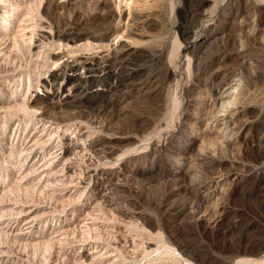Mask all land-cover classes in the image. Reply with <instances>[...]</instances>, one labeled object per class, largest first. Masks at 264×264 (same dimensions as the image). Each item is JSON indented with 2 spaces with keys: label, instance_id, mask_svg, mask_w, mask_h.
Masks as SVG:
<instances>
[{
  "label": "bare ground",
  "instance_id": "1",
  "mask_svg": "<svg viewBox=\"0 0 264 264\" xmlns=\"http://www.w3.org/2000/svg\"><path fill=\"white\" fill-rule=\"evenodd\" d=\"M46 1H47V3L44 5V10H46L45 11L46 15L49 14L48 13L49 8H52L53 5L55 6L56 10L61 9V12H62V9H64L65 7H73V10H71L73 12L71 15H69V17L65 16L64 14L62 15L66 19L67 18L68 19H75L74 26L72 28L73 30L64 31L62 34H60V33L57 34L58 38L63 37L64 42L62 44L61 43L57 44L56 43L57 41L56 42L54 41V38H56V37L54 35L51 36V31L47 30L46 27H47L48 21L43 19V17H46V16H43L41 18V21H39L43 25V27L41 28L42 33H43L42 37H49L50 36V38L52 39L50 42L51 46H49V48H46L47 50L45 53H47L48 61L49 62L52 61L53 65H56V66H54V68H52L53 66L51 68L48 67L47 73L52 71V73H50V74H53L52 76L54 77L57 74L56 72H54L56 70L57 71L58 70L69 71L71 73L70 74L68 73L69 75L66 76V81H68L70 84H67V86H69V87H65L66 86L65 85L63 92H60V90L56 88V85L60 84V87H61L62 81L65 79V76L62 78L63 79L62 81H58L55 84L54 83L50 84L51 81L50 82L48 81V79H47L48 77L47 78L44 77V79L46 81L42 85L43 92L39 91L38 92L39 95H37L38 97L30 100L28 103H26V105L24 104L25 108H27L26 110H28L29 112H31L33 114L32 117H35V119L37 120V124H39V125L37 127H35L36 128L35 130H33V128H32V131L29 132V130H28V132L25 134L26 140H25L24 146L21 150L18 149V152H15L16 150L14 151V148H13L14 153H12L11 155L9 153L8 154L10 155L9 157H11V158L14 157L15 163L20 164V167H19L20 174L18 172L17 175H19V176H18V179L16 180L17 182L27 183L26 187L33 186L35 188H37V187L40 188V190H42V191H49V192L51 191L50 194L55 196L57 199L72 202V203H67V204H69V205L73 204L71 210H73V212H75V213H76V211L82 210L83 206H85V205L87 206V207H85V209H87L86 210L87 213L82 218H79L80 217L79 216V217L73 218L72 220H68V222H66V224L62 226L63 229H64V226L68 225L69 227L72 226L73 229L74 228H76V229L77 228H87L88 229L89 227H91L90 231H92L91 229L99 226V224L101 222L100 219H102V217H99L100 215L97 213V211L99 210V207L101 208L102 205H105V204L110 205V204H113L115 202L113 199V195L111 194L112 193L111 191L123 186L124 183H122V181L125 179H135V180L141 181L143 184H149L153 180H156V181H158V180H167L168 181L170 179L174 180L176 178H179L180 174H185V173H190V172H192L191 174L197 178V176L200 175L199 172L201 169L199 170L198 167H194V164L200 163L203 165L202 167L204 169L210 170L212 173L209 176V180L206 179V180H208V182H210L212 184V188L207 186L206 190H210V188H211V190L208 191L207 193H214L217 190H216V188H213V187H215V186L217 187L218 184H220L221 182H224L227 178H229V176L230 177L231 176L238 177V175H240V173L238 171L232 170V169L236 170L237 168H236V165H234V164L239 163V160L235 159L236 156L235 157L233 156L234 158L231 157L230 159H229V157L227 158L228 161L232 164V166L233 165L235 166L232 169L230 168L229 173L227 172L228 176L227 175L224 176L221 173L219 174L217 169H216L217 167H219V165L222 164V161H224L223 157L226 154V151L231 147L233 148V146L235 145L234 143H236V142H234V141L241 139L242 143L245 145L246 148H248V147L250 148V146H256V148H253V149L258 150L259 152H260V150L264 151V136L259 138V139H261V141L259 143H257V144L251 143V142L255 141L253 134L250 132L252 127H253V121L255 119L254 118L255 115H254L253 119H251L249 116L253 112L255 113L256 112L255 110H257L255 108L254 104L252 103V101L258 102L256 104H257V106H260V108L257 111L260 110V112L261 111L263 112V110H264V88L260 92L256 93L255 95L252 92V88L257 86V84H258V86H259V83L264 84V71L262 69V68H264L263 67L264 65L262 63L263 66H261V60H259L260 58H259L258 53L257 54L253 53L254 48L257 45L264 47V0H223L222 2H220L219 0H208L210 2H213V5L211 7H209L208 9L205 10V7L202 8V6L199 8H194L195 10L193 11V22H192V25L190 26V30H189V33H191V35H190V38L188 40V43L183 46V43L179 40L178 37H176L177 36L176 35L175 39L173 41V47L169 50L167 57L164 56L165 47H167V45L165 46L164 41H162L161 44H157L158 42H156L154 40L153 42H155V43L153 44V46L152 45L147 46V44L145 43L146 39L143 40L142 42H144L146 44V46H144V50L141 54L142 55L141 60H145L147 58L148 60L151 59V61L155 62L157 64V66L159 67V74H160V78H161V79L159 78L160 80L158 82L154 81L156 78L154 80H149V81L144 80V82H141V85H140L141 88L143 87L142 88L143 92H141L142 95L145 98L151 99V101L153 103L154 110L148 112L147 114L145 113L146 115L145 116L143 115V117L141 119H134L132 121H131V119L130 120L128 119L132 123L130 122L131 123L130 128H126V130L124 132H120V133L112 132V133H106V134H104L102 132L103 134L100 133V135H98L96 137L91 136L88 132L85 131V129L88 127L85 122L81 121L79 123L74 122L75 124H73V123L70 124V122L72 120H75L78 116L75 114L76 110H78L80 108V104L83 102V98L86 95L87 96L91 95V96L100 97L101 94L104 95L106 92L110 91L111 88L113 87V85H111V83L103 85L102 83H103L104 78H102V76H104L106 74L108 75V73L115 72L114 71V65L119 61V57L123 53H135V50L138 47L135 46V44L133 43L134 41H129L131 39H128L126 41H121V38H123V35L127 29L129 32L128 35L126 33L127 37H130V35H133V34L134 35H140L141 37H147V38L150 37V34L146 30L142 31L140 29L141 27L140 28H138L136 26L131 27L130 24L133 22H131L130 24L123 22L124 17L128 16L127 17L128 19H130L134 22L136 21L138 23H141V25H144L150 29H156L157 30L159 24L156 22L157 19L154 18L155 16L153 17L150 14H146L145 11L147 10V8H150V7H148V5H149L148 3H146V2L143 3V7L141 6V8H138V7L134 8V5L138 0H130V1H128V3L126 0L125 3L128 4V6H127L128 8H126L124 10L122 7L123 5L121 6V3L123 2V0H120V5L117 6L118 12L116 14H115V12H113V9L110 7L111 6V0H46ZM116 1H118V0H116ZM151 1L153 2L154 0H151ZM6 2H8V1H6ZM93 2H95V5L91 4ZM147 2H148V0H147ZM149 3H150V1H149ZM156 3H159V2L157 1ZM2 4H3V2H2ZM151 4H153V3H151ZM13 5L11 7L14 8ZM21 5L19 4V6H18V4H17L19 9L22 8ZM101 7H102V11L99 10V8H101ZM106 7H108V8H106ZM8 8H10V7H8ZM22 9H24V8H22ZM66 10H68V9H66ZM148 10H150V9H148ZM153 10H156V9L154 8ZM30 11H32V10H30ZM6 12H5V14H6ZM54 12H56V11H54ZM141 12H143V13H141ZM68 13H69V11H68ZM59 15H61V14H59ZM9 16H11V13ZM4 18H5V15H4ZM22 18H24V17H22ZM30 19H31V16H30ZM66 19H64V20L67 21ZM2 20H4V19H2ZM84 20L88 21L89 23H93V25L91 26L90 29L84 28ZM159 20H160V18H159ZM216 20L217 21L219 20L222 22L219 23V25H218ZM4 22H6V21H4ZM138 23H136V24H138ZM12 26H13V24H12ZM4 29H6V28H4ZM23 29H25V26ZM27 29H28V27H27ZM61 31H62V29H61ZM152 31H154V30H152ZM9 33H11V32H9ZM31 33H34V30H33V32L31 31ZM112 34H115L116 37L115 38H111V37L109 38V36H111ZM24 35H26V34H24ZM27 36H29V35H27ZM153 36H152V38H153ZM3 37L5 39L7 36L3 35ZM3 37L0 38L2 41H4ZM119 37H121V38L118 39ZM10 38L14 39L13 36H11ZM23 38L25 40V37H23ZM137 38H139V37H137ZM163 38H162V40H163ZM7 39H8V37H7ZM116 39H118V41ZM153 39H155V38H153ZM37 40H38V38H37ZM140 40H142V39H140ZM165 40H167V39H165ZM27 41H29V40H27ZM30 41H32V40L30 39ZM149 41H148V43H149ZM30 43L31 42H29L28 45H30ZM150 43H151V41H150ZM50 44H48V45H50ZM138 44H140V43H138ZM155 44H157V45H155ZM140 45H142V44H140ZM2 46H3V44H2ZM55 46H57L56 49L54 48ZM0 48H3V47H0ZM28 48H29V46H28ZM33 48L38 50L36 45L33 46ZM40 48H42V47H40ZM8 49H6V50H8ZM38 51H36V52H38ZM7 52H9V51H7ZM36 56L39 59L38 54ZM42 57H43V55H42ZM147 59L145 61H147ZM263 59L264 58H262V60ZM128 60H130V59H127L126 61H128ZM35 61H36V59H35ZM3 64H4V62H3ZM33 64H35V63H33ZM46 64H47V62H46ZM142 64H143V62L142 63L136 62L137 66H142ZM49 65H50V63H49ZM3 67H5V66H3ZM14 67H15V65H14ZM11 68H10V70H11ZM81 68L86 70L85 74H83V72L82 73L80 72ZM132 69H133V67H132ZM20 70H21V68H20ZM0 71H1L0 73H2V70H0ZM6 72H7V70H6ZM12 72H13V70H12ZM154 72H156V71H154ZM42 73H44V72H42ZM66 74H67V72H66ZM17 75H18V73H17ZM239 75H241V76H243V78H245L244 81L241 80L242 77H238ZM156 77H157V75H156ZM19 80H17V81H19ZM43 80H42V82H43ZM9 82H11V81H9ZM33 86H35V85H33ZM50 87H52L51 89L54 88V91H51ZM20 91H21V89H20ZM65 91H68L69 93H67L63 97ZM17 94L19 95L20 93H17ZM10 96H11V94H10ZM56 98H59V99L55 100ZM142 100H144V98ZM170 100H172L173 102L170 103ZM178 101H180L182 103V108L175 118L174 114L172 112L173 108L171 105H173V104L177 105ZM16 103H20V102H16ZM142 103H147V102L143 101ZM20 104H23V103H20ZM1 105H3V104H1ZM7 105H6V107H7ZM174 105H173V107H174ZM13 106H11V107H13ZM87 107L89 108V111L87 112L88 116L92 115L93 117L98 118L101 116L104 117V116L109 115L110 110L107 111L105 109L106 102L104 101V99L101 101H96L95 103H92V102L88 103ZM120 108H121V106H120ZM171 108H172V110H171ZM20 109H22V108H20ZM118 112H119V110H118ZM146 112H147V110H146ZM10 113H13V112L11 111ZM25 113H24V115H25ZM16 114L18 115L20 113H16ZM2 115H4V114H2ZM258 115H260V113ZM86 118H87V116H86ZM258 121H260V120H258ZM19 125H21V124H19ZM203 125H204V127H203ZM25 126H26V124H25ZM23 127L24 126L22 125V128ZM109 130H110V128H109ZM246 131H249V132H247V135H245L243 137V134ZM90 132H92V131H90ZM1 133H2V131H1ZM209 134H210V136H209ZM5 135H7V134H5ZM0 137H2V136H0ZM2 142H3V139H2ZM9 143L10 142H8V145H9ZM2 144H4V143H2ZM6 145H7V142H6ZM7 148H9V146ZM250 150H252V148ZM175 153L178 154L177 157L179 156L177 161H176V168L174 167L173 171L168 172V170H167L168 167H167V169H166L167 172H165L163 169H161L160 165L158 166V163H161L159 161H161L162 158H166V157H168L166 159H169V157L172 156V154L174 156ZM226 155H228V154H226ZM14 159L12 158V160H14ZM1 160H0V162H1ZM3 162L4 161H2L1 163H3ZM169 162H171V161H169ZM146 164H150V166L147 167ZM3 165L6 166V164H3ZM232 166H230V167H232ZM10 167H8V169ZM14 167L15 166H12L11 168H14ZM157 167H158V169H156ZM11 168H10V170H11ZM263 168H264V165L260 166V167L255 166V167L251 168V170H254L255 172H257L258 170H261ZM239 169H240V167H239ZM13 172H14V170H13ZM241 172H244V171H241ZM247 173H249V172H247ZM255 175H256V173H255ZM92 181L94 182L93 186L87 190L88 184ZM202 182H204V181H202ZM8 183H10V182H8ZM168 184H169V182H168ZM17 185L19 186V184H17ZM149 185H151V184H149ZM172 185H174V184H172ZM208 185H209V183H208ZM57 186H60L61 188L57 187ZM152 186H155V185H152ZM15 188H16V186H15ZM204 188H205V186H204ZM28 189L29 188H27V190ZM8 190L10 191L9 193H11V190L10 189H8ZM182 191H183V189H182ZM19 192H20V190H19ZM29 192H30V190H29ZM255 193H256V191H255ZM16 194H17V191H16ZM13 195H14V193H13ZM37 195H39V194H37ZM196 195H198V194H196ZM252 195H254V194H252ZM116 196H118V195H116ZM203 196H205V194ZM206 196H208V195H206ZM3 197H5V195ZM7 197H9V196H7ZM167 197H168V195H167ZM193 197H194V194H193ZM217 197H218L217 199H219L218 195H217ZM16 198H18V197H16ZM51 200H52V198H51ZM13 201H14V199H13ZM52 201H54V200H52ZM217 202H219V201H217ZM227 202H228V200H227ZM3 203H4V201H3ZM52 203H54V202H52ZM37 204H38V202H37ZM58 204H60V203H58ZM64 204H65V201H64ZM199 204H197V205H199ZM27 206L28 207H25L24 204L22 207L19 206L21 208V210H20L21 215L23 216L22 212L24 211V215H25L26 220H27V221H25L26 223H25V227L23 228V231L21 233L22 235L23 234H28V235L33 234L34 228L37 226V224H39L38 223L39 218L42 217L41 215L47 213L48 212L47 210H49L47 207L43 208V207H40L39 205L37 207H34V205L31 204L30 202L28 203ZM195 206H196V203H195ZM8 207H10V206H8ZM105 207L106 206H104V208ZM117 207H118V205H117ZM101 209H103V208H101ZM110 209H111V207H110ZM167 209H169V208H167ZM106 210H108V207ZM0 211H1V209H0ZM41 211H43V212L40 213ZM103 211H104V209H103ZM118 211H120V210H118ZM191 211L196 215V217H197L196 221L198 223L200 222V223H204L206 225H208L211 222H216L221 217L220 214L216 213L214 207L211 205L210 206L205 205L203 209L200 208V206H198L197 208H194V209L192 207ZM11 212H12V210H11ZM53 212L54 211H52V213ZM166 212L167 211H165V213ZM234 214H236V212ZM4 216H5V214H4ZM148 216H149V214L144 213V211H134V212L123 211V212L119 213L117 218L115 217V219L120 218V221L119 220H115V221L110 220V223H109V222H107L108 219L105 218L101 222V224H103V226H109L113 229H116L121 234L122 231H124L125 229H128V225L131 226V224H133L135 222L138 223L139 219H142L143 222L151 219ZM108 217H110V219H112V216H108ZM230 217H231V215H230ZM9 218H12V217L10 216ZM13 219H14V216H13ZM113 220H114V218H113ZM39 222H41V221H39ZM216 223H218V222H216ZM238 225H240V224H238ZM154 226H155V224H154ZM196 226H198V225H196ZM10 227L13 230L16 229V225H14L13 223ZM138 227H137V229H138ZM222 227H223V224H222ZM243 228H244V226H243ZM100 229L99 230L97 229V230L100 231ZM129 229H130V227H129ZM237 229H239V228H237ZM49 230L52 232V233L50 232L51 234H50V237H48L49 239L47 238L48 240H50V242L52 239H55V240L60 239L59 238L60 232H63V230L60 228V226H57L56 223L51 224ZM227 230H225V231H227ZM81 231H82V229H81ZM111 231H112V229H111ZM231 231H234V230H231ZM113 232H114V230H113ZM89 233H87L88 236H89ZM128 233H132V232L129 231ZM239 233H241V232H239ZM70 234H72V233H70ZM73 234H75V232ZM5 235H7V233ZM62 235H64V233ZM96 235H97V233H96ZM126 235H127V231H126ZM77 236H79V235H77ZM120 236L121 237L119 239H116L115 245H108L107 243H106L107 245L98 244L99 240L96 241L97 244L95 245V244H91V243H85L83 240V242L85 244L79 245L78 246L79 249L73 254V256L71 255L69 250H70V248H72L74 246L69 247V243H68L69 248H67V246L66 247H64V246L56 247L57 251L54 252L55 254L51 253L50 255H46L48 252L46 250H44L47 252V253L45 252L46 254L38 255L35 253V255H32V257L23 256L24 255V254H22L23 252L21 253L22 256L10 253V249H9L10 246L9 247L7 246L8 249L0 247V264H55L60 259L61 255L64 256V258H62L63 261H65L66 259L72 260L69 264H71V263L72 264H114L115 262H117L116 261L117 258H118V262L120 261L118 255L116 257V254H114V252L116 251V248L118 247L117 245L121 246L122 248L123 247L124 248L125 247L126 248H129V247L135 248L138 245L134 239H130L127 236L126 237L122 236V235H120ZM234 236H236V235H234ZM154 237H156V236H154ZM239 237H240V235H239ZM245 237H246V235H245ZM77 238L79 239V237H77ZM94 238L96 239V237H94ZM236 238H238V237L236 236ZM248 238H249V236H248ZM73 239H74V237H73ZM102 239H103V237H102ZM109 239H110V236H109ZM111 239H112V237H111ZM154 239L155 238H153V236L150 239H147L149 241H147V243L144 247L148 250V253H149V251H156L161 247L165 248V250L168 249L170 251L172 249H174V248L170 247L169 244H166V241H161L162 243L159 245V243L155 242ZM183 240L177 244V247H175L179 251V254L183 256L182 257V263H180V264H196L193 261L195 258H194V255L192 254V250H191L192 247L190 248V245L187 242H183ZM12 241H13V239H12ZM28 241H30V240H28ZM33 241H34V239H33ZM79 241H81V240H79ZM23 242H22V244H23ZM100 243H101V240H100ZM139 243H140V241H139ZM33 244H35V243H33ZM57 244H59V243H57ZM72 244H74V243H72ZM246 244L249 245V243H246ZM15 245H17V244H15ZM27 245H29V244H27ZM35 245H37V244H35ZM40 245L41 244H39V246ZM64 245H66V244H64ZM196 246H197V244H196ZM52 247L49 249L52 250ZM22 248H23V246H22ZM47 249H48V247H47ZM176 249H174V250H176ZM17 250H18V248H17ZM72 251H73V249H72ZM134 251L135 250H133V252ZM139 251L140 250L138 249V252ZM32 252H30V253H32ZM42 252H43V250H42ZM135 253H136V251H135ZM140 254H142V253H140ZM249 254H250V252H249ZM254 254H255V256H253V257L252 256H240L239 252H237L232 258H230V260H228L227 264H264V248L263 249L260 248V250ZM133 255H135V254H133ZM65 256H71V257L67 258ZM197 259H195V260H197ZM63 261H61V262H63ZM174 261H175V258H174ZM121 263H123V262H121ZM224 263H225V261H224ZM176 264H177V262H176Z\"/></svg>",
  "mask_w": 264,
  "mask_h": 264
},
{
  "label": "rangeland",
  "instance_id": "2",
  "mask_svg": "<svg viewBox=\"0 0 264 264\" xmlns=\"http://www.w3.org/2000/svg\"><path fill=\"white\" fill-rule=\"evenodd\" d=\"M6 1H8V2H6ZM128 1H130V0H127V3H128ZM149 1H150V3H149ZM157 1L159 3H156ZM219 1L222 2L223 0H219ZM2 2H3V4H2ZM125 2H126V0L125 1L123 0V2L121 3V6L123 5L122 6L123 10L128 8L127 7L128 4L125 3ZM145 2L148 3L149 4L148 7H150V8H147V10L145 11L146 14H150L153 17L155 16L154 18L157 19L156 22L159 24L157 30L156 29L147 28L146 26L141 25V23H138L136 21L134 22V21L128 19L127 18L128 16L124 17L123 22H126L128 24L133 22V23L130 24L131 27H133V26H136L138 28L141 27L140 29L142 31L146 30L150 34V37L149 38L141 37L140 35H134V34L130 35V37H127L126 33H127V35L129 33L128 29H127L126 32L123 35V38H121V37L118 38V39L121 38V41H126L128 39H131L129 41H134L133 43L138 48L135 50V53H123L119 57V61L114 65V71L115 72L108 73V75L106 74V75L102 76V78H104L103 83H102L103 85L104 84H108V83H111V85H113L111 90L106 92L104 95L101 94L100 97L91 96V95L87 96L86 95L83 98V102L80 104V108L78 110H76L75 114L79 116V117L77 116L78 119L76 118L75 120H72L73 122L72 121L70 122V124L79 123L81 121L85 122L87 124V126H88L85 129V131L88 132L93 137H96V136L100 135V133L101 134H103V133L106 134V133H112V132H117V133L124 132L126 130V128H130L132 120L141 119L143 117V115L145 116L148 112L154 110L153 103H152L151 99L150 98H145L142 95L141 92H143V90H142L143 87L141 88L140 85H141V82H144V80L145 81H149V80H154L156 78L154 81L158 82L161 78H160V74H159V67L157 66V64L155 62L151 61V59L148 60L147 58H146L147 61H145L146 59L145 60H141V57H142L141 54H142V52L144 50V46H146V44H147V46L148 45H150V46L152 45L153 46V44L155 43V42H153L154 40L156 42H158L157 44H161L162 41H164L165 46L167 45V47H165L164 56L167 57V54H168L169 50L173 47V41H174L176 35H177L176 37H178L179 40L183 43V46L188 43V40H189L190 35H191V33H189V30H190V26L192 25V22H193V11L195 10L194 8H199V7L202 6V8L205 7V10H206V9H208L209 7H211L213 5V2H210L208 0H160V1L159 0H154L153 2L151 0H148V2H147V0H145V1L144 0H138L135 3L134 8H136V7L141 8V6L143 7V3H145ZM46 3H47L46 0H0V25H1L0 26V32H1L0 33V38H2L3 35L8 37V39H7V37L5 39L3 37L4 41H2L0 39V44H1L0 47H3V48H0V53L2 52L0 54V59H1L0 60V70H2V73H3V74L0 73V79H1L0 80V123H1L0 124V133L2 131V133L0 134V136H2V137H0L1 138L0 139L1 140L0 141V158L2 160L1 159L0 160H1V162L4 161L3 163L0 162V171H1L0 172V191H1L0 192V199H1L0 200V204L2 205V206L0 205V209H1V211H0V225H1L0 226V230H1L0 231V247L8 249V247L10 246L9 247L10 253H13V254L19 255V256L20 255L22 256V254H24L23 256L32 257V255H35V253L38 254V255H40V254L42 255V254H46L48 252L46 255H50L51 253H54L55 251H57L56 247H58V246H64V247L67 246V248H69L71 246H74V247L70 248V250H69V252L73 256V254L79 249L78 246L81 245V244L91 243V244H95L96 245L97 244L96 241L99 240L98 244L115 245L116 239H119L121 237L120 235H122V236H125V237L127 236L130 239H134L137 242L138 245L135 248H132V247H129V248H126V247L124 248L123 247L122 248L121 246L117 245L118 247L116 246L117 248H116V251L114 252V254H116V257L118 255L120 261L118 262V258H117V260H116L117 262H115L114 264H154V263L155 264H176V262H177V264H180V263H182V257L183 256L179 254V251L175 247H177V244L180 241H182L183 239H184L183 242H187L190 245V248L192 247L191 250H192V254L194 255V258L195 259L198 258L197 260H195V259L193 260L196 264H227L228 260H230V258H232L237 252H239L240 256H252V257L255 256L254 253L258 252L260 250V248H262V249L264 248V188H263L264 187V168L261 169V170H258L257 171L258 173L255 172L254 170H251V168H253L255 166H259L260 167V166L264 165V151L260 150V152H259L258 150L253 149V148H256V146H250V148L248 147L249 149L246 148L245 145L242 143L241 139H238V140L234 141V142H236V143H234L235 145L233 146V148L231 147V148H229L230 150L228 149L226 151V154H228V155H226V154L224 155V157H223L224 161H222V164L219 165L220 168L219 167L216 168L219 174L221 173L224 176H226V175L228 176L230 168L232 169V168L235 167L234 165H236L237 169L236 170L232 169V170L238 171L240 173V175H238V177H235V176H231L230 177L229 176V178H227L224 182H221L220 184H218L217 187L216 186L213 187V188H216V190H217L214 193H207L212 188V184L210 182H208L209 176L212 173H211L210 170L204 169L202 167L203 165L200 164V163H195L194 164V167H198L199 170L201 169L200 172H199L200 175H198L197 178L194 177L191 174L192 172H190V173L180 174L179 178H176L174 180L173 179H170L168 181L167 180H158V181L153 180L152 182L149 183L151 185L143 184L141 181H138V180H135V179H125V180H123L122 181V183H124L123 186L111 191L112 192L111 194L113 195V199H114L115 202L113 204H110V205L109 204L102 205L101 208H103L104 211H103V209H101L99 207V210L97 211V213L100 215L99 217H102V219H100L101 222L105 218H107L108 220L107 219L106 220L109 223H110V220H112V221L119 220L120 221V218L119 219H115V217L117 218L119 213L123 212V211H126V212L144 211V213H148L149 214L148 217L151 218V219H149L148 221H144L145 223L143 222L142 219H139L138 223L135 222V223L131 224V226L128 225V229H129V227H130V229L129 230L125 229L127 231V235H126V231L125 230L122 231V233L120 234V232H118L116 229H113V228H111L109 226H103V224H101V222H100L99 226L94 227L93 229H91L92 231H90L91 227H89L88 229L87 228H77V229L74 228L75 229L74 230L72 226L69 227L68 225L64 226V229H65L64 230L62 226L65 225L66 222H68V220H72L73 218L79 217V216H80L79 218H82L87 213V211H86L87 209H85V207H87V206L86 205L83 206L82 210L76 211V213H75V212H73V210H71L73 204H70V205L67 204V203H72V202L66 201V200L57 199L55 196L50 194L51 191L50 192L49 191H42V190H40V188H38V187L35 188L33 186L26 187L27 183H24V182H20L19 183V182L16 181L18 179V176H19L17 174L19 172L20 164L15 163L14 157H12L14 159V160H12V158L9 157V156L12 153H14L13 152V148H14V151L16 150L15 152H18V149L21 150L23 148L24 142L26 140V135L25 134L28 132V130H29V132L32 131V128H33V130H35L36 129L35 127H37L39 125V124H37V120L35 119V117H32L33 114L31 112H29L28 110H26L27 108H25L24 104L26 105V103H28L30 100L38 97L37 95H39L38 94L39 91L43 92L42 85L46 81L44 79V77H46V78L48 77L47 78L48 81L49 82L51 81L50 84L51 83L55 84L58 81H62L63 80L62 78L65 76V79L62 81L61 87H60V84L56 85V88L59 89L60 92H63V89H64L65 85H66L65 87H69V86H67V84H70L68 81H66V76H68L71 73L69 71H64V70H62V71L58 70L57 71L56 70L54 72H56L57 74L54 77L52 76L53 74H50V73H52V71L47 73L48 72L47 71L48 67L51 68L53 66L52 68H54V66H56V65H53L52 61L51 62L48 61L47 53H45V52L47 50L46 48H49V46H51L50 42H51L52 39L50 38V36L49 37H42L43 33H42L41 28L43 27V25L39 21H41V18L43 16H46V17H43V19L48 21L47 27H46L47 30L51 31V36L54 35L56 37V38H54V41L55 42L57 41L56 42L57 44H59V43L62 44L64 42V39H63V37H59L58 38L57 34L58 33L62 34L64 31L73 30L72 28H73L74 22H75V19H68V18L66 19L62 15L64 14L65 16L69 17V15H71L72 12H73V11H71V10H73V7H65L64 9H62V12H61V9L60 10H56L55 6L51 5L52 8H49V12L47 11L49 14L46 15L45 14L46 10H44V5ZM93 3H91V4L95 5V2H93ZM151 3H153V4H151ZM17 4H18V6H19V4L20 5L22 4L21 6L24 9H22L21 7H20L21 9H19ZM12 5L14 6V8L11 7ZM119 5H120V0H118V1L111 0V6L110 7L113 9V12H115V14L118 12V7L117 6H119ZM8 7H10V8H8ZM106 8H108V7H106ZM152 8L153 9L155 8L156 10H153ZM66 9H68V10H66ZM148 9H150V10H148ZM30 10H32V11H30ZM99 10L102 11V7L99 8ZM54 11H56V12H54ZM68 11H69V13H68ZM5 12H6V14H5ZM10 13H11V16H9ZM141 13H143V12H141ZM59 14H61V15H59ZM4 15H5V18H4ZM30 16H31V19H30ZM157 16L160 18V20H159V18ZM22 17H24L25 19L22 18ZM2 19H4V20H2ZM64 19H66L67 21H65ZM4 21H6V22H4ZM216 22L219 25V23H221L222 21H219V20L217 21L216 20ZM136 23H138V24H136ZM12 24H13V26H12ZM92 25H93V23H89L88 21L84 20V28H86V29L89 28L90 29ZM24 26H25V29H23ZM27 27H28V29H27ZM4 28H6V29H4ZM61 29H62V31H61ZM33 30H34L35 34L31 33V31L33 32ZM152 30H154V31H152ZM9 32H11L13 35L11 33H9ZM9 34L11 36H13L14 39L10 38L11 36ZM24 34H26V35H24ZM27 35H29V36H27ZM152 36L155 39H153ZM162 36L163 37L165 36L166 38L165 37L163 38ZM23 37H25V40H24ZM110 37L111 38H115L116 35L112 34L111 36H109V38ZM137 37H139L142 40H140ZM37 38H38V40H37ZM162 38H163V40H162ZM30 39L32 41H30ZM118 39H116V40L118 41ZM145 39H146V42H145L146 44L144 42H142ZM165 39H167V40H165ZM27 40H29V41H27ZM149 40L151 41V43H150ZM148 41H149V43H148ZM29 42H31L30 45H28ZM138 43H140L142 45H140ZM2 44H3V46H2ZM48 44H50V45H48ZM157 44H155V45H157ZM35 45L37 46V49L39 51L33 48V46H35ZM28 46H29V48H28ZM40 47H42V48H40ZM54 48L56 49L57 46H55ZM6 49H8V50H6ZM7 51H9V52H7ZM36 51H38V52H36ZM7 53L8 54L10 53V54L8 55ZM253 53H255V54L258 53L259 58H260L259 60H261V66H263L264 65V59L262 60V58H264V47L257 45L254 48ZM37 54H38L39 59L36 56ZM42 55H43V57H42ZM35 59H36V61H35ZM127 59H130V60L126 61ZM3 62H4V64H3ZM46 62H47V64H46ZM136 62H138V63H142L143 62V64H142V66H137ZM33 63H35L36 65L33 64ZM49 63H50V65H49ZM262 63H263V65H262ZM14 65H15V67H14ZM3 66H5V67H3ZM132 67H133V69H132ZM10 68H11V70H10ZM20 68H21V70H20ZM31 68L32 69L34 68L35 70L34 69L32 70ZM5 69L7 70V72H6ZM262 69L264 71V68H262ZM12 70H13V72H12ZM153 70L156 71V72H154ZM42 72H44V73H42ZM66 72H67V74H66ZM80 72L81 73L83 72V74H85L86 70L81 68ZM17 73H18V75H17ZM156 75H157V77H156ZM238 77H242L241 80H243V81L245 79L241 75H239ZM17 80H19V81H17ZM42 80H43V82H42ZM9 81H11V82H9ZM33 85H35L36 87L33 86ZM51 88L52 87H50V90L54 91V88L53 89H51ZM263 88H264V84H260L259 83V86L257 84V86L252 88V92L255 95L256 93L260 92ZM20 89H21V91H20ZM16 92L20 93V94L18 95ZM9 93L11 94V96H10ZM67 93H69V92L65 91L63 97ZM143 98H144V100H142ZM58 99L59 98H56L55 100H58ZM103 99L106 102L105 109L107 111L110 110L109 111V115L108 116H104V117L101 116V117H98V118H95L92 115L88 116V114H87V112L89 111V108L87 107L88 103H91V102L95 103L96 101H101ZM141 101L142 102L144 101V102H147V103H142ZM16 102H20V103H23V104L16 103ZM172 102L173 101L170 100V103H172ZM252 103L254 104V106H255V108L257 110L260 108V106H257V104H256L258 102L252 101ZM1 104H3V105H1ZM6 105H7V107H6ZM173 105H171L172 108H173L172 112L174 114V117L176 118V116L178 115V113L180 112V110L182 108V103L180 101H178L177 102L178 106L174 105V107H173ZM11 106H13V107H11ZM120 106H121V108H120ZM20 108H22V109H20ZM172 108H171V110H172ZM118 110H119V112H118ZM146 110H147V112H146ZM257 110H255L256 111L255 113L253 112L252 114L249 115L251 119H253V117L255 115L254 121L252 120L253 121L252 129L253 130L251 129L250 132L253 134L254 139H255V141L251 142V143H256V144L261 141V139H259V138L264 136V117H263L264 116V110H263V112L262 111L260 112V110L259 111H257ZM11 111L13 113H10ZM16 113H20V114H18L19 116ZM24 113H25V115H24ZM259 113H260V115H258ZM2 114H4V115H2ZM86 116H87V118H86ZM128 119L129 120L131 119V121H129ZM258 120H260V121H258ZM19 124H21V125H19ZM25 124H26V126H25ZM22 125L24 126L23 128H22ZM204 125H203V127H204ZM108 127L110 128V130H109ZM90 131H92V132H90ZM247 132H249V131H246L243 134V137L245 135H247ZM5 134H7V135H5ZM209 136H210V134H209ZM2 139H3V142H2ZM5 141L7 142V145H6ZM1 142L4 143V144H2ZM8 142H10L9 145H8ZM8 146H9V148H7ZM251 148H252V150H250ZM177 155L178 154L175 153V155L173 156V154H172V156H170L169 159H166L168 157L162 158V160L159 161L161 163H158V166L160 165L161 169H163L165 172H167V170H168V172L173 171L174 167L176 168V161H177V159L179 157V156L177 157ZM233 156L234 157L236 156L235 159L239 160V163H236V164H234L232 166V164L228 161L227 158L228 157H229V159L231 157L234 158ZM169 161H171V162H169ZM3 164H6V166L3 165ZM11 165L15 166V167L11 168L12 167ZM146 166L148 167V166H150V164H146ZM230 166H232V167H230ZM8 167H10L11 170H10V168L8 169ZM167 167H168V169H167ZM239 167H240V169H239ZM12 169L14 170V172H13ZM156 169H158V167ZM240 170L244 171V172H241ZM247 172H249V173H247ZM255 173H256V175H255ZM19 174H20V172H19ZM206 179H208V180H206ZM201 180L204 181V182H202ZM8 182H10V183H8ZM168 182H169V184H168ZM208 183H209V185H208ZM17 184H19V186ZM93 184H94L93 181L90 182L88 184L87 190L90 189L93 186ZM172 184H174V185H172ZM152 185H155V186H152ZM15 186H16V188H15ZM204 186H205V188H204ZM207 186L211 187L210 190H206ZM57 187H60V186H57ZM27 188H29V189L27 190ZM8 189L11 190V193H9L10 191ZM182 189H183V191H182ZM19 190H20V192H19ZM29 190H30V192H29ZM254 190L256 191V193H255ZM16 191H17V194H16ZM13 193H14V195H13ZM36 193L39 194V195H37ZM203 193L205 194V196H203L204 195ZM193 194H194V197H193ZM196 194H198V195H196ZM252 194H254V195H252ZM4 195H5V197H3ZM116 195H118V196H116ZM167 195H168V197H167ZM206 195H208V196H206ZM217 195L219 196V199H217L218 198ZM7 196H9V197H7ZM16 197H18L19 199L16 198ZM51 198L54 201H52ZM13 199H14V201H13ZM227 200H228V202H227ZM3 201H4V203H3ZM28 201L31 204H33L34 207H37L39 205L40 207H43V208L47 207L49 210H47L48 214L45 213V214L41 215L42 217L39 218V221H41V222L38 221L39 224H37V226L35 227L36 229L34 228L33 234H31V235L23 234L22 235L21 233L23 231V228L25 227V223H26L25 221H27V220H26V217L24 215V211L22 212L23 216L21 215V212H20L21 208L20 207H22L23 204L25 205V207H28L27 206L28 203H29ZM36 201L38 202V204H37ZM64 201H65V204H64ZM217 201H219V202H217ZM52 202H54V203L56 202V203L54 204ZM194 202L196 203V206H195ZM58 203H60V204H58ZM197 204H199V205H197ZM117 205H118V207H117ZM205 205L206 206L207 205L213 206L215 211H216V213L220 214V216H221L220 219H218L216 221L219 224L216 223V222H211L208 225H206L204 223H200V222L198 223L196 221L197 217L191 211L192 207L194 209V208H197L198 206H200V208L203 209ZM8 206H10V207H8ZM104 206H106V207L104 208ZM107 207H108V210H106ZM110 207H111V209H110ZM166 207L169 208L170 210L167 209ZM10 209L12 210V212H11ZM118 210H120V211H118ZM52 211H54V212L52 213ZM165 211H167V212L165 213ZM42 212L43 211H41L40 213H42ZM235 212H236V214H234ZM4 214H5V216H4ZM9 215L12 218H9L10 217ZM230 215H231V217H230ZM13 216H14V219H13ZM108 216H112V219H110V217H108ZM113 218H114V220H113ZM12 223L14 225H16V229L15 230H13L10 227L12 225ZM55 223H56L57 226H60V228L63 230V232H60V235H59L60 239L59 240L58 239L57 240L52 239L51 242H50V240H48L49 239L48 237H50V234L52 232L49 230V228H50L51 224H55ZM154 224H155V226H154ZM222 224H223V227H222ZM238 224H240V225H238ZM196 225H198V226H196ZM138 226L139 227L141 226V227L139 228ZM243 226H244V228H243ZM137 227H138V229H137ZM96 228L98 230L101 228L100 229L101 232L98 231ZM237 228H239V229H237ZM81 229H82V231H81ZM111 229H112V231H111ZM113 230H114V232H113ZM225 230H227V231H225ZM231 230H234V231H231ZM129 231L132 232V233H128ZM74 232H75V234H73ZM239 232H241V233L243 232V233L241 234ZM6 233H7V235H5ZM63 233H64V235H62ZM70 233H72V234H70ZM87 233H89V236H88ZM96 233H97V235H96ZM77 235H79V236H77ZM234 235H236L238 238H236V236H234ZM239 235H240V237H239ZM245 235H246V237H245ZM247 235L249 236V238H248ZM109 236H110V239H109ZM152 236H153V238H155L154 241L159 243V245L162 243L161 241H166V244H169L170 247H172V248H174L176 250L172 249L170 251L168 249L165 250V248L161 247V248H159L156 251H149V253H148V250L144 246L146 245L147 241H149L147 239H150ZM154 236H156V237H154ZM73 237H74V239H73ZM77 237H79V239ZM94 237H96V239ZM102 237H103V239H102ZM111 237H112V239H111ZM12 239H13V241H12ZM33 239H34V241H33ZM28 240H30V241H28ZM79 240H81V241H79ZM83 240H84L85 243L83 242ZM100 240H101V243H100ZM139 241H140V243H139ZM22 242H23V244H22ZM33 243L37 244L38 246L33 244ZM57 243H59V244H57ZM68 243H69V247H68ZM72 243H74L75 245L72 244ZM246 243H249V245L246 244ZM15 244H17V245H15ZM27 244H29V245H27ZM39 244H41V245L39 246ZM64 244H66V245H64ZM196 244H197V246H196ZM22 246H23V248H22ZM47 247H48V249L52 247V250H50V249L48 250ZM17 248H18V250H17ZM25 248L26 249L28 248V249L26 250ZM72 249H73V251H72ZM138 249L140 250L139 252H138ZM196 249L197 250L199 249V250L197 251ZM42 250H43V252H42ZM44 250H46L47 252L44 251ZM133 250H135L136 253H135V251L133 252ZM30 252H32V253H30ZM249 252H250V254H249ZM140 253H142V254H140ZM133 254H135V255H133ZM65 257H67V258L69 257L70 258L71 256H65ZM62 258H64L63 255H61V257L59 259L60 261L58 260L59 262L57 261L55 264H61V263L62 264H64V263L65 264L66 263L69 264L72 261L71 259H66L65 261H63ZM174 258H175V261H174ZM61 261H63V262H61ZM224 261H225V263H224ZM121 262H123V263H121Z\"/></svg>",
  "mask_w": 264,
  "mask_h": 264
}]
</instances>
